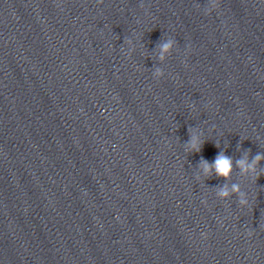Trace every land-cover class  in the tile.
I'll return each instance as SVG.
<instances>
[{"label":"clouds","instance_id":"clouds-1","mask_svg":"<svg viewBox=\"0 0 264 264\" xmlns=\"http://www.w3.org/2000/svg\"><path fill=\"white\" fill-rule=\"evenodd\" d=\"M217 7L218 0H209V5L205 9V13L210 14L211 11L215 10ZM173 43L174 41L169 39L159 45L161 59H163L164 54L173 47ZM155 75L160 78L163 76V72L160 69H157ZM201 144L202 141L200 137L195 132L190 130V138L185 146L186 150L199 152ZM261 160H264V154L258 153L255 157H253L251 162H249L247 160V156H245L244 158L237 160L236 164L240 168L242 173H248L254 172L256 164ZM232 166V158L226 156L223 152L218 154L215 158V161L211 164L203 159L200 161V168L202 169L204 177H210L214 173L216 176L223 178L226 181L231 178ZM216 194L220 198H229L232 194H235L239 198L238 202L241 206L247 205L248 203L246 194L241 191L238 184H232L231 189L229 188L228 184H224L217 189ZM202 235L204 234L202 233Z\"/></svg>","mask_w":264,"mask_h":264}]
</instances>
